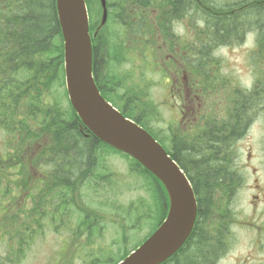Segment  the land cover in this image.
I'll return each instance as SVG.
<instances>
[{"label": "trees", "instance_id": "obj_1", "mask_svg": "<svg viewBox=\"0 0 264 264\" xmlns=\"http://www.w3.org/2000/svg\"><path fill=\"white\" fill-rule=\"evenodd\" d=\"M131 1L126 0L122 4L126 6L131 2L134 5L153 6L162 10L168 7V11L164 10L163 13L169 16L170 20L185 18L191 9L194 28L193 81L203 96L222 94L224 97L223 100L217 101L216 106L210 108L211 111L203 109L198 127L193 133L173 134L167 138L170 146L151 131L146 114L132 115L133 108L130 101L125 102L126 105L122 109L124 114L155 135L190 179L198 200V218L192 233L194 237L199 230L209 232L210 223L219 213L224 212L225 206L230 203L244 181L242 171L233 165V156L236 142L246 134L257 111L264 112V0H232V2L228 0L222 6L217 5L215 0ZM86 2L90 14H94L93 9L101 10L99 0H86ZM100 14L101 11L97 16L93 15L91 21L98 23L96 18L100 17ZM139 15L129 14L127 20L124 19L126 24L132 27L131 32L138 37L143 34V23H145ZM146 23L147 32L150 30L153 34L155 31L153 24ZM250 33L255 35L256 40L255 50L251 55L255 81L251 88H242L221 75L219 61L213 53L220 46L242 42ZM156 43V40H126L123 45L132 44V48L126 52L127 58L130 59H135L133 54L140 55L139 52L144 51L146 60L144 65L147 66L153 58L156 59ZM185 44L182 45L184 53ZM119 46L120 44L114 40L112 43L104 40V47L110 56L111 53L116 54L121 49ZM45 56L48 58L45 59ZM187 63V58L184 56L182 64L188 70ZM21 69L29 71L25 75L27 81L24 84L28 86L27 91L33 95L28 104L32 115L21 120L28 126L23 130L26 135L24 145L28 142H31L33 146L36 142L41 144L43 135L48 133L50 143L46 149L52 161L48 182L42 176V172L34 174L37 177V184L33 187V195H35L33 202L34 210L39 214V217L34 219V224L41 226L40 215L42 217L45 215L44 207L49 203L54 207L55 213H58L61 207L64 208V213L60 216L62 219L65 216L70 218L73 208L81 216L79 224L81 227L85 226L87 230L95 227L89 223L91 216L88 214L91 213L87 211V206L79 200L84 195L81 191L83 187L86 186V191L95 193L102 188L99 184L109 179L106 174L99 173V168L96 167L99 151L107 148L129 158L136 170L150 177L157 205L155 208L148 207L138 212L140 214L136 213V221L142 220V216L157 220L147 234L146 237H148L161 223L167 212L168 196L161 182L130 156L120 153L92 134L85 136V133L89 131L70 104L65 111H62V103L47 104L43 100L42 92L44 93L45 88L50 89L51 82L57 78L59 72L64 70L62 31L56 0H0V74L14 76L15 72H20ZM189 69L191 70L190 67ZM94 72L97 76L95 67ZM13 92L19 93L20 90L13 89ZM10 99L9 107H12L16 98L11 94ZM38 100H41L40 106L37 104ZM144 109L147 108L144 107ZM35 112L40 113L41 117L33 114ZM10 114L7 121L16 122L15 110H12ZM37 119L38 122L40 121L38 123L40 127L38 126L35 131L31 130L34 126L30 124V121ZM58 158L60 162L57 161ZM39 161L37 164H41V160ZM8 168L6 164L0 166V174L5 176L9 171ZM14 173L16 177L10 182L27 180L26 170H16ZM20 173L23 174V179ZM13 189L8 185L3 191L0 202V209L6 208L5 217L9 218V223L1 219L0 229L9 239L13 238L15 229L25 228L23 222L14 220L17 216H13L10 212L11 206H7L9 202L12 205V197L15 193ZM15 189L23 193L26 191L25 187L21 188L19 185ZM219 219L220 217H217L215 220L218 222ZM17 223H20V226ZM200 251H202L201 248L198 250L200 256L192 258V264L197 263L198 258L203 256V252ZM124 254L121 257H125L129 252Z\"/></svg>", "mask_w": 264, "mask_h": 264}, {"label": "rangeland", "instance_id": "obj_2", "mask_svg": "<svg viewBox=\"0 0 264 264\" xmlns=\"http://www.w3.org/2000/svg\"><path fill=\"white\" fill-rule=\"evenodd\" d=\"M123 1L126 0L115 1L118 8L113 9L112 17L104 31L105 36L108 37L106 40L110 43L114 40L120 44L121 49L116 54L111 53V56L110 53L107 54V65L102 76L103 84H107V90L114 93L111 97L116 105L122 106L130 101L133 116L140 113L146 114L149 128L160 136L167 146H170L167 138L173 134L188 135L187 126L190 122H183L179 108L177 107L176 110L173 106L176 100L173 99L170 91L172 88L171 75L165 70L164 65L170 66L173 71L176 70L175 63L167 61L166 56L175 48L181 47V44L184 45L185 40H167L168 49L162 52L158 50L163 46L164 40H156V59L153 58L147 66L144 65L146 61L144 51L139 52L140 55H136L135 59L127 58L126 52L132 48V44L123 45L126 40L122 42V27L117 19L121 16V21L126 25L125 20L128 18L126 12L131 10L129 4L133 1L129 0L131 2L126 6L122 4ZM215 1L217 5L222 6L228 0ZM229 1L232 2V0ZM92 11L93 15L97 16L101 10L93 9ZM96 19L98 20L99 17ZM191 24L189 22L188 25L194 34ZM174 33L178 36H185V26L181 29L177 26ZM255 42V35L250 33L242 42L220 46L213 53L219 61L221 75L242 88H251L255 81L254 66L251 62ZM47 58L48 56H45V59ZM28 72L21 69L20 72H15L14 76L0 74V160L5 161V163L1 162V166L10 162L11 153L19 154L21 149L25 148L26 135L23 130L28 126L21 120L32 115L28 104L33 96L27 91L28 86L24 84L27 81L25 75ZM63 79L64 70L58 73L57 78L51 82L50 89L45 88L42 95L47 104L62 103L61 109L65 111L70 102ZM228 85L231 87L230 84ZM13 89H19L20 92H13ZM11 94L16 100L13 106L9 107ZM221 99H224L222 94L205 96L204 100L208 101L205 109L210 110ZM37 104L40 106L41 100H38ZM144 107L147 109L145 110ZM12 110H15L17 120L14 123L7 121ZM33 114L41 117L38 112ZM38 119L30 121V124L34 126L31 130L35 131L38 128V123H40ZM234 150L233 165L242 171L244 181L243 186L225 206V219L229 221L230 218L233 219L234 224L230 227L233 236L230 249L224 254L219 264H264V237L263 242H254L257 231H264V203L260 202L261 197L260 199L254 198V195L264 194L263 111H257L248 131L236 142ZM7 159H9L8 162H6ZM16 159L19 157L16 156ZM17 165L18 162L14 168L8 169L5 176L0 174V202L3 191L8 185L14 188L13 195L18 196L20 190L15 189L10 182L16 177L14 172H16ZM96 167L99 168V173L106 174L109 179L99 184L102 188L95 193L86 191V186L83 187L81 191L84 195L82 199L79 198V201L87 206V211L91 213L88 214L91 216L89 223L95 227L91 230H87L85 226L81 227L79 225L81 216L73 208L70 218L65 216L62 219L60 216L51 215L50 212L48 221L42 219L41 226L31 227L32 230L36 228L33 231V246L20 264H48L58 255V248L63 244L64 250L61 254L64 255L63 260L66 262L85 261L92 258L117 264L124 253L137 246L150 233L157 223L156 219L142 216V220L136 221L137 214H140L138 212L148 207L155 208L157 205L150 177L136 170L129 158L107 148L99 151ZM20 176L23 179L22 173ZM26 206L25 204L24 207ZM1 219L9 223V218L5 217L2 209H0V221ZM7 238L3 234L0 236L2 255H5L8 246Z\"/></svg>", "mask_w": 264, "mask_h": 264}, {"label": "water", "instance_id": "obj_3", "mask_svg": "<svg viewBox=\"0 0 264 264\" xmlns=\"http://www.w3.org/2000/svg\"><path fill=\"white\" fill-rule=\"evenodd\" d=\"M64 41L66 88L83 125L98 139L135 158L164 185L170 207L158 229L119 264H159L189 238L198 212L193 186L169 153L136 121L117 110L93 76V47L86 0H56ZM107 21V2L101 0Z\"/></svg>", "mask_w": 264, "mask_h": 264}, {"label": "flooded vegetation", "instance_id": "obj_4", "mask_svg": "<svg viewBox=\"0 0 264 264\" xmlns=\"http://www.w3.org/2000/svg\"><path fill=\"white\" fill-rule=\"evenodd\" d=\"M116 0H107V6H108V21L112 17L113 9L118 8ZM133 10L136 9V5H131ZM150 8V7H148ZM168 8V7H167ZM191 8V7H189ZM152 13H149L145 11V8L141 9V16L143 19V36L142 37H136V40H164L163 46L160 48V52L166 51L169 46V42L167 40H186V43L188 44V49L186 55L188 58V71H182L180 74L179 72H175L172 70L170 66L164 65L165 70L171 75V81H172V88H170L171 94L173 96V99L176 100V103H174V107H178L179 111L181 112V115L183 117V121L189 118L190 124H194L197 120L199 110L201 109V101H200V93L197 89H195V83L193 82L192 78V42H193V32L191 27L189 28V20L192 19V12L191 9L189 13L186 14V20L184 19H173L170 20L169 16L161 14L160 8H150ZM103 10L101 11V15L99 19L97 20L98 23H94V21H91V18L93 14H90V26H91V34H92V43H93V62L94 67L97 68V76L96 80L99 85V88L103 95L108 100H114L112 99L111 95L114 93L108 89L107 84L104 83V79L102 78L103 73L105 71V67L107 65V54L108 51L104 47V40L108 38L105 36V28H107L106 24L105 26L101 27L99 29L100 20L102 17ZM116 13V11H115ZM164 17V21H163ZM154 25V34L147 33V24L146 22H149ZM118 24L122 27V33L123 38L122 40H134V37H130L127 35V26L123 24L121 21V16H118ZM96 24V25H95ZM185 24V25H184ZM93 25V26H92ZM96 27H95V26ZM174 26V27H172ZM181 29L185 26V36H178L174 32L177 28ZM95 27V28H94ZM94 28V29H93ZM147 34V35H146ZM157 36V37H156ZM166 40V41H165ZM180 49L176 48V52H179ZM175 53V52H174ZM166 60L169 62H179V59H175V55L173 53H169L168 56H166ZM189 65V66H188ZM189 67L191 70L189 71ZM163 68V67H162ZM180 100V101H178ZM124 103V101L122 102ZM121 104V103H119ZM125 104V103H124ZM124 104L121 107H124ZM49 134L45 133L42 138V143L36 142V144L33 146L31 142L25 143L26 147L24 149H21L19 154H10L11 160L8 162L7 159L6 166H9L8 169L14 168L16 162H18V165L16 166V170H26V181H20V182H13L12 185L16 187L19 185L21 188L25 187L26 191L19 192L18 196L12 197V205L11 202L7 204L8 207L11 206L10 212L13 216H17L14 220H19V222H23L25 224V228L15 229L13 231V238L9 239L7 238L8 246L5 252V255L1 254L0 249V264H20L24 258L26 257V254L28 251L31 250L32 240H33V231L32 226H39V224H34V219L38 218L39 214L35 212L34 210V202H33V187L36 183L37 177L34 176V174H37L38 172H42V176L46 179V182H48L50 173H51V160L49 158L48 149L46 147L50 143L49 140ZM26 139V138H25ZM24 139V140H25ZM16 156L19 157V159H16ZM14 157V158H13ZM41 164H37V162H40ZM58 162H60V158L57 159ZM0 161V166H1ZM54 167V165H53ZM39 184V183H38ZM45 185V184H43ZM263 195L261 197V201L263 202ZM23 196V197H22ZM259 197V195H257ZM260 199V198H259ZM259 202V203H260ZM25 204L27 205L26 207ZM31 205V206H29ZM52 206L47 204L45 209V215L42 217L40 215V219H44L48 221L49 214L51 212V215H55L57 217L63 215L64 208L61 207L59 209L58 213L53 212ZM3 210V209H2ZM6 208L4 211V215L6 213ZM24 212V213H23ZM53 219V218H52ZM20 226V223H17ZM1 225V221H0ZM211 229H209V232H205L202 230L198 231L197 236L191 237L188 239L187 244L184 245L183 248H181L177 253H175L169 260L165 261L161 264H192L191 260L192 258H196L198 255L200 256L198 250L201 248L203 252V256L198 258V262L194 264H219L222 260L224 254L227 253V251L230 249V244L232 241V230L229 228H226L225 220L221 217L219 221L216 220L210 223ZM3 230L0 229V236L3 234ZM5 236V235H4ZM7 236V235H6ZM264 237V231H257V235L254 239V242L261 241L263 242ZM64 244L59 246L58 248V255L52 259V261L48 262V264H111L107 261H97L95 259L90 260H81V261H73V262H66L64 261V255L61 254V251H63Z\"/></svg>", "mask_w": 264, "mask_h": 264}, {"label": "bare ground", "instance_id": "obj_5", "mask_svg": "<svg viewBox=\"0 0 264 264\" xmlns=\"http://www.w3.org/2000/svg\"><path fill=\"white\" fill-rule=\"evenodd\" d=\"M194 228H195V226L193 227L192 233H193V231H194ZM192 233L190 234L189 238L191 237ZM189 238H188V239H189ZM188 239H187V241H188ZM187 241H186V243H187Z\"/></svg>", "mask_w": 264, "mask_h": 264}]
</instances>
